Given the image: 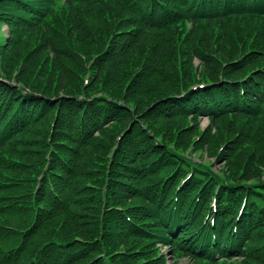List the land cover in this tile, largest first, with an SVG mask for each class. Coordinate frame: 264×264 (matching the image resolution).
Returning a JSON list of instances; mask_svg holds the SVG:
<instances>
[{"label":"trees","instance_id":"16d2710c","mask_svg":"<svg viewBox=\"0 0 264 264\" xmlns=\"http://www.w3.org/2000/svg\"><path fill=\"white\" fill-rule=\"evenodd\" d=\"M3 24L0 264H264V0H0Z\"/></svg>","mask_w":264,"mask_h":264},{"label":"rangeland","instance_id":"374dc122","mask_svg":"<svg viewBox=\"0 0 264 264\" xmlns=\"http://www.w3.org/2000/svg\"><path fill=\"white\" fill-rule=\"evenodd\" d=\"M8 34V30H7V26L6 25H1L0 26V36H6ZM193 64L197 67H199V60L198 59H193ZM124 94V92L122 90L116 92V94L118 96H120V94ZM124 96V95H123ZM121 98V97H119ZM123 98V97H122ZM125 98V96H124ZM127 99V98H126ZM197 123H198V129L197 131H195L194 126H192V130H194V133L190 132V129L187 131L188 137L191 140L190 146L191 149L195 150L194 153L192 154V156H194L196 159L200 158L207 161H211L212 156L209 154L208 152V142L209 141H203L202 139L199 138V136L197 135V132H205L206 129L211 126V131L213 133H216V128L214 127L213 124L210 123L208 117L206 116H198L197 117ZM190 120L186 123V124H190ZM116 128H118V126L115 125H106L104 126V130L103 132H109L110 134H112ZM39 141L38 143H36V145H40L41 144V148H40V153L43 152L45 150V145H43V142H45L44 144H47V142H49L48 140H44V135H43V128L39 129ZM34 140V139H32ZM44 140V141H43ZM31 142H36V141H29L27 143H31ZM53 140H50V143H52ZM189 149V148H188ZM10 153V151L8 152V154ZM4 155H0V157H3ZM6 156V155H5ZM9 159L11 160V154L9 155ZM13 163V161H12ZM105 160L100 164V166H98L96 172H93V174L88 175V179H87V185H85V187H91V188H87V189H91L93 191L98 190V188H100V186H102V184L105 182L104 180V165ZM8 166V168H14V163L13 164H6ZM225 168V164L223 163V161H218V163H214V169L217 170H222ZM262 171L264 172V167H261ZM31 170L30 166L27 168L26 171ZM13 170H6V169H2L0 170V174L6 176V174H8L10 177L13 174L12 173ZM32 172V171H31ZM15 175V174H13ZM9 177V178H10ZM71 187H73V184H71ZM26 189L27 191V184H24L21 188H19L17 190V192H21L24 191ZM89 190H86L85 192H88ZM80 215V214H79ZM47 229H51L49 226L47 227ZM45 230H43V234H45ZM169 247L167 245H164L162 243H157V252L161 253L162 255L165 256L166 258V263L167 264H198V262H196L194 259L188 257V256H180V257H175L173 255V253H171L169 251Z\"/></svg>","mask_w":264,"mask_h":264}]
</instances>
